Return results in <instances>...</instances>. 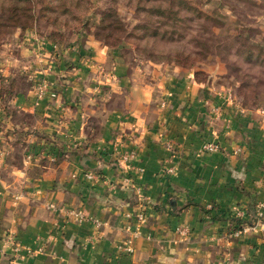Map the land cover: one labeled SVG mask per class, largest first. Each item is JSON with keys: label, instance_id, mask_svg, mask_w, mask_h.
Instances as JSON below:
<instances>
[{"label": "crops", "instance_id": "crops-1", "mask_svg": "<svg viewBox=\"0 0 264 264\" xmlns=\"http://www.w3.org/2000/svg\"><path fill=\"white\" fill-rule=\"evenodd\" d=\"M16 38L0 55V264H264V106L93 39Z\"/></svg>", "mask_w": 264, "mask_h": 264}, {"label": "rangeland", "instance_id": "rangeland-1", "mask_svg": "<svg viewBox=\"0 0 264 264\" xmlns=\"http://www.w3.org/2000/svg\"><path fill=\"white\" fill-rule=\"evenodd\" d=\"M48 1L54 2L57 10L66 12L52 15ZM182 1L212 21H204L183 7L178 19H165L167 26L162 31H168L170 39H161L146 34L142 25L154 28L157 19L142 14L136 2L42 0L40 7L46 18L33 26L37 29L11 30L0 42V55L7 44L17 39V33L22 35L31 30L48 34L54 26L64 27L60 34L64 41L93 39L120 53L133 67L163 65L199 73L206 83L213 81L232 89L247 106H264V0ZM112 24L116 30L106 28ZM250 50L258 55L254 58L258 63L248 60ZM20 79L18 89L36 85Z\"/></svg>", "mask_w": 264, "mask_h": 264}, {"label": "trees", "instance_id": "trees-1", "mask_svg": "<svg viewBox=\"0 0 264 264\" xmlns=\"http://www.w3.org/2000/svg\"><path fill=\"white\" fill-rule=\"evenodd\" d=\"M42 0H0V42L10 35L11 30L14 29H37L33 26L38 24V21H41L43 18H46L42 15L43 11L41 9ZM129 3L136 2V8L141 10V13L146 17H153L157 19V26L154 28L149 27V25H142V28L146 31V34L150 37L161 38V39H170L168 37V31L163 32V28H166V20L170 19L176 20L179 18L180 11L186 8L189 11H192L198 17L204 21H212L211 17L200 13V11L195 10L192 7H188L182 0H128ZM48 7L50 8V13L52 15H63L66 11H59L54 7V2H47ZM63 22L65 19H62ZM104 21V20H102ZM63 24L62 21L60 23ZM113 24L107 26L106 28H112ZM112 29H117L115 26ZM64 27L54 26L53 30L48 34H43L41 32H35L36 36L48 41H52L56 44H61L62 46L69 47L72 43L64 41V37L60 36L63 32ZM121 46V45H120ZM248 56L249 61L258 63L254 58H257V54H253L250 50ZM195 79L198 83H206V80L200 79V74H195ZM9 88L5 85L0 84V99H2V92L8 91ZM11 90V89H10ZM12 91V90H11ZM247 106V105H246Z\"/></svg>", "mask_w": 264, "mask_h": 264}, {"label": "built area", "instance_id": "built-area-1", "mask_svg": "<svg viewBox=\"0 0 264 264\" xmlns=\"http://www.w3.org/2000/svg\"><path fill=\"white\" fill-rule=\"evenodd\" d=\"M34 90H35L36 95L39 99L43 98L49 92L48 82H46L45 80H39L36 83ZM52 96L55 97V94H53ZM203 150L207 153H217L219 151V146L216 143H209L203 147ZM123 158H124V160H131L132 156L128 157L127 155H123ZM93 178H95V176L91 173L86 175V179H88V180H91ZM49 208L50 209H59L60 211L64 212L69 219H74V220L79 221V222L88 221V222L93 223L98 228L104 226V224L101 221H99L98 219L88 217L81 210L65 209L63 207L57 208L54 204L49 205ZM138 220H139L140 224H142L145 221V216L143 215V213H140L138 215ZM247 231H248L247 229L244 230V232H247ZM178 232L181 234H184V235L187 234V230L182 229V228L178 229ZM240 234H243L242 231L237 233L236 235L238 236ZM7 244L12 247V249L15 253V255H14L15 257H17L18 254H20L23 250L22 246L12 237H10L7 240ZM122 250L124 252H126L127 254H133L134 253V248H133L132 243L130 241H128L126 243V245L122 247Z\"/></svg>", "mask_w": 264, "mask_h": 264}]
</instances>
